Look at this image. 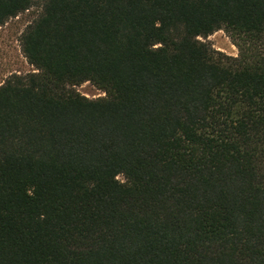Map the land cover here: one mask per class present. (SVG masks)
Returning a JSON list of instances; mask_svg holds the SVG:
<instances>
[{"label":"trees","instance_id":"trees-1","mask_svg":"<svg viewBox=\"0 0 264 264\" xmlns=\"http://www.w3.org/2000/svg\"><path fill=\"white\" fill-rule=\"evenodd\" d=\"M37 4L34 71L0 84V264H264V0H0V26Z\"/></svg>","mask_w":264,"mask_h":264},{"label":"rangeland","instance_id":"rangeland-1","mask_svg":"<svg viewBox=\"0 0 264 264\" xmlns=\"http://www.w3.org/2000/svg\"><path fill=\"white\" fill-rule=\"evenodd\" d=\"M41 10V5H34L0 26V84L12 73L27 74L34 71V66L28 62L22 52L20 39L26 27L37 18ZM200 39L228 55L236 56L238 54L237 46L224 30H218L210 36L200 37ZM76 89L90 98L105 95L103 90L90 81L76 86ZM119 178L124 179L123 176Z\"/></svg>","mask_w":264,"mask_h":264}]
</instances>
